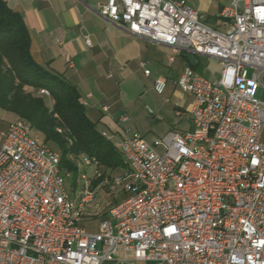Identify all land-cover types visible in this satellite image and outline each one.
I'll list each match as a JSON object with an SVG mask.
<instances>
[{"label": "built area", "instance_id": "2783aa9c", "mask_svg": "<svg viewBox=\"0 0 264 264\" xmlns=\"http://www.w3.org/2000/svg\"><path fill=\"white\" fill-rule=\"evenodd\" d=\"M100 14L175 55L218 60L220 77L186 68L178 79L193 97L192 132L170 133L162 151L138 134L115 144L126 197L96 232L82 226L95 196L88 176L73 198L60 153L26 121L10 123L0 147V264H264V0H231L226 31L185 0H108ZM167 86L155 80L158 93Z\"/></svg>", "mask_w": 264, "mask_h": 264}, {"label": "crops", "instance_id": "0c3cea01", "mask_svg": "<svg viewBox=\"0 0 264 264\" xmlns=\"http://www.w3.org/2000/svg\"><path fill=\"white\" fill-rule=\"evenodd\" d=\"M4 1L22 17L30 34V52L34 61L78 89L80 101L98 129H124L129 119L121 122L123 116L120 114L131 110L128 94L132 89L142 87L141 76L147 77V84L153 89L156 79L166 81V91L172 94L181 90L177 81L186 68L193 69L210 81L218 79L208 78L201 68L205 59H216L193 52L175 55L171 47L136 36L103 17L100 9L108 0ZM185 1L200 14L205 24L218 31L227 30L228 24L221 18V12L230 5L231 0ZM146 70L151 72L149 77ZM188 96L191 99L188 104L189 115L193 97ZM47 97L51 98V95ZM51 102L53 108L52 98ZM180 109L176 107L178 115ZM16 117L0 109V147L3 133ZM188 118L190 128L194 129L191 117ZM103 133L111 139L107 132ZM100 222L97 219H84L82 226L89 232H96ZM87 227H95V231ZM103 264L118 263L107 261ZM132 264L154 263L145 261Z\"/></svg>", "mask_w": 264, "mask_h": 264}, {"label": "trees", "instance_id": "16d2710c", "mask_svg": "<svg viewBox=\"0 0 264 264\" xmlns=\"http://www.w3.org/2000/svg\"><path fill=\"white\" fill-rule=\"evenodd\" d=\"M30 46L22 17L0 0V109L26 121L35 135L53 144L60 152L61 169L66 174L79 173L73 154L91 159L98 170L126 167L110 137L88 117L78 89L35 62ZM28 87L48 90L53 108L45 96L35 95Z\"/></svg>", "mask_w": 264, "mask_h": 264}, {"label": "rangeland", "instance_id": "374dc122", "mask_svg": "<svg viewBox=\"0 0 264 264\" xmlns=\"http://www.w3.org/2000/svg\"><path fill=\"white\" fill-rule=\"evenodd\" d=\"M212 24V23H211ZM205 76L210 79H217L220 77L222 66L219 61L212 59H205L201 64ZM149 77V75H148ZM146 76L140 77L142 87L132 89L128 94L129 102L131 103V110L123 112L120 116H127L129 122L124 124V129H98L100 132H107L111 136L112 143H118L126 134H138L142 136L150 145L155 147L158 151H162L163 147L159 145L170 133H184L192 132L191 124L188 115V104L191 101L190 97L179 90L176 94L166 91L165 94H160L147 84ZM143 86H146L143 88ZM32 91L35 95L45 96L41 94L40 90L26 88ZM179 93V94H178ZM48 106H52L51 98L45 96ZM264 99V94H263ZM176 107L181 108L180 115L176 112ZM18 120L16 117L15 120ZM261 138L264 139V130L261 133ZM51 148L59 150L48 143ZM81 169L77 175L71 174L69 177L65 176L66 186L73 198H79L83 190L86 188L87 182L82 179V175L88 176L89 182L93 184L92 188L95 193L93 200L86 204L84 211V219L104 220L108 217L111 208L122 201L126 194L124 192V184L119 183V178L122 177L127 169L120 167L117 169L98 170L95 165L90 167L85 166V157L83 155H72ZM88 230L95 231V227H87Z\"/></svg>", "mask_w": 264, "mask_h": 264}]
</instances>
